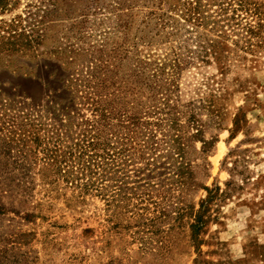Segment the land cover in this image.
I'll return each mask as SVG.
<instances>
[{"label":"rangeland","instance_id":"obj_1","mask_svg":"<svg viewBox=\"0 0 264 264\" xmlns=\"http://www.w3.org/2000/svg\"><path fill=\"white\" fill-rule=\"evenodd\" d=\"M0 264H264V0H0Z\"/></svg>","mask_w":264,"mask_h":264},{"label":"trees","instance_id":"obj_2","mask_svg":"<svg viewBox=\"0 0 264 264\" xmlns=\"http://www.w3.org/2000/svg\"><path fill=\"white\" fill-rule=\"evenodd\" d=\"M197 1H199V0H197ZM215 3H217V0H212V5H214ZM222 11L225 13L227 11V8H223ZM66 178H67V180H66L67 183L68 182L73 183L74 181L77 180V177H74L72 175H68V176H66Z\"/></svg>","mask_w":264,"mask_h":264}]
</instances>
